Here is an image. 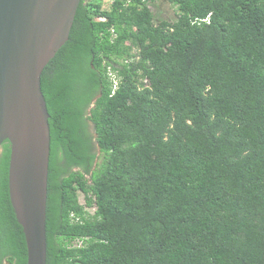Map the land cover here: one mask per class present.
<instances>
[{"label": "trees", "instance_id": "1", "mask_svg": "<svg viewBox=\"0 0 264 264\" xmlns=\"http://www.w3.org/2000/svg\"><path fill=\"white\" fill-rule=\"evenodd\" d=\"M154 2L81 0L42 72L47 264H264V0ZM10 155L0 264H27Z\"/></svg>", "mask_w": 264, "mask_h": 264}, {"label": "water", "instance_id": "2", "mask_svg": "<svg viewBox=\"0 0 264 264\" xmlns=\"http://www.w3.org/2000/svg\"><path fill=\"white\" fill-rule=\"evenodd\" d=\"M81 0H0V145L9 140V188L27 264H47L49 112L41 75L68 40Z\"/></svg>", "mask_w": 264, "mask_h": 264}, {"label": "rangeland", "instance_id": "3", "mask_svg": "<svg viewBox=\"0 0 264 264\" xmlns=\"http://www.w3.org/2000/svg\"><path fill=\"white\" fill-rule=\"evenodd\" d=\"M104 7L108 8L110 6V0H101ZM152 9L155 11L156 15L159 18H174L175 17V12H176V6L171 4L169 0H155L154 4H152ZM92 132L94 137L95 135V130L93 124L91 125ZM98 154L100 155L101 152L98 150ZM81 202H84V197L81 195L80 197Z\"/></svg>", "mask_w": 264, "mask_h": 264}, {"label": "built area", "instance_id": "4", "mask_svg": "<svg viewBox=\"0 0 264 264\" xmlns=\"http://www.w3.org/2000/svg\"><path fill=\"white\" fill-rule=\"evenodd\" d=\"M113 1H114V0H110V2H109V3H110V5L113 3Z\"/></svg>", "mask_w": 264, "mask_h": 264}, {"label": "flooded vegetation", "instance_id": "5", "mask_svg": "<svg viewBox=\"0 0 264 264\" xmlns=\"http://www.w3.org/2000/svg\"><path fill=\"white\" fill-rule=\"evenodd\" d=\"M5 264H9L7 260L5 261Z\"/></svg>", "mask_w": 264, "mask_h": 264}]
</instances>
